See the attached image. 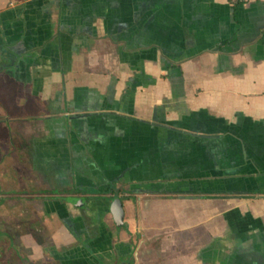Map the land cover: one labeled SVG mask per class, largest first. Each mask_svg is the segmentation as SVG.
Returning <instances> with one entry per match:
<instances>
[{
  "label": "crops",
  "instance_id": "crops-1",
  "mask_svg": "<svg viewBox=\"0 0 264 264\" xmlns=\"http://www.w3.org/2000/svg\"><path fill=\"white\" fill-rule=\"evenodd\" d=\"M0 264H264V0H0Z\"/></svg>",
  "mask_w": 264,
  "mask_h": 264
},
{
  "label": "water",
  "instance_id": "water-1",
  "mask_svg": "<svg viewBox=\"0 0 264 264\" xmlns=\"http://www.w3.org/2000/svg\"><path fill=\"white\" fill-rule=\"evenodd\" d=\"M112 214L118 227L124 226L125 210L121 198H116L112 203Z\"/></svg>",
  "mask_w": 264,
  "mask_h": 264
},
{
  "label": "built area",
  "instance_id": "built-area-1",
  "mask_svg": "<svg viewBox=\"0 0 264 264\" xmlns=\"http://www.w3.org/2000/svg\"><path fill=\"white\" fill-rule=\"evenodd\" d=\"M253 0H229L232 6L244 5L252 2Z\"/></svg>",
  "mask_w": 264,
  "mask_h": 264
},
{
  "label": "rangeland",
  "instance_id": "rangeland-1",
  "mask_svg": "<svg viewBox=\"0 0 264 264\" xmlns=\"http://www.w3.org/2000/svg\"><path fill=\"white\" fill-rule=\"evenodd\" d=\"M13 256H15V255H13ZM13 263H16V260L13 258Z\"/></svg>",
  "mask_w": 264,
  "mask_h": 264
}]
</instances>
